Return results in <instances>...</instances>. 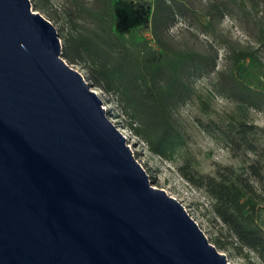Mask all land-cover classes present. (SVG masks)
<instances>
[{
  "label": "water",
  "instance_id": "1",
  "mask_svg": "<svg viewBox=\"0 0 264 264\" xmlns=\"http://www.w3.org/2000/svg\"><path fill=\"white\" fill-rule=\"evenodd\" d=\"M61 48L30 0H0V264H228Z\"/></svg>",
  "mask_w": 264,
  "mask_h": 264
},
{
  "label": "trees",
  "instance_id": "2",
  "mask_svg": "<svg viewBox=\"0 0 264 264\" xmlns=\"http://www.w3.org/2000/svg\"><path fill=\"white\" fill-rule=\"evenodd\" d=\"M119 0H64L63 24L58 36L61 57L80 65L94 90L111 95L127 120L125 126L139 137L148 150L176 165L179 175L203 192L214 215L233 238L235 248L247 250L264 264V147L256 146L261 131L243 113L228 114L221 124H200L204 130H219L225 145L236 151L253 153L242 170L218 167L202 174L181 155L186 139L176 113L191 96L188 78L215 69V60L203 53L175 47L165 33L174 17L182 16L184 0H122L132 7L149 5L150 37L137 24L120 31L115 3ZM228 0H209L203 13L207 25L219 23L229 14ZM51 22L54 17L38 5ZM257 48H241L230 54L231 65L217 71L218 91L246 108L264 112V89L255 82L264 78V18L256 21ZM164 32V34H162ZM264 132V131H263ZM221 249L226 247L214 239Z\"/></svg>",
  "mask_w": 264,
  "mask_h": 264
},
{
  "label": "rangeland",
  "instance_id": "3",
  "mask_svg": "<svg viewBox=\"0 0 264 264\" xmlns=\"http://www.w3.org/2000/svg\"><path fill=\"white\" fill-rule=\"evenodd\" d=\"M36 0H30L34 12H39L48 19L47 13L34 6ZM209 0H184L186 8L182 16L174 17L165 36L175 47L203 53L215 60L213 72L192 74L188 78L191 96L176 113L177 121L186 139V146L181 155L186 156L193 168L202 174H213L218 167L232 166L242 170L252 159L253 153L244 154L236 151L235 156L225 145L219 130L200 124L214 121L221 124L228 114L243 113L245 119L261 131L257 135L256 146L264 147V112L246 108L240 102L229 99L218 91L216 72L230 68V54L241 48H257L255 41L256 21L264 18V0H228V10L232 16L225 14L217 25H207L203 17ZM38 5L49 12L57 32L63 24L62 11L64 0H38ZM116 23L120 31L130 24H137L143 34L150 37L149 5L146 3L132 7L128 2L119 0L115 3ZM164 34V32H162ZM264 62V52H259ZM71 68L77 70L89 83L85 70L76 63L64 60ZM255 82L264 89L263 76L256 73ZM90 84V83H89ZM103 102L107 116L125 136L135 159L149 176L153 187L163 189L168 195L177 199L190 217L198 224L208 241L223 253L228 264H257L254 253L234 246V240L220 220L214 215L209 200L200 190L189 184L176 170V165L152 154L146 144L125 126L126 119L113 101L111 95L95 90ZM264 213V202L262 203ZM217 239L226 249L215 244Z\"/></svg>",
  "mask_w": 264,
  "mask_h": 264
},
{
  "label": "bare ground",
  "instance_id": "4",
  "mask_svg": "<svg viewBox=\"0 0 264 264\" xmlns=\"http://www.w3.org/2000/svg\"><path fill=\"white\" fill-rule=\"evenodd\" d=\"M119 131H121V130H119ZM122 132V131H121Z\"/></svg>",
  "mask_w": 264,
  "mask_h": 264
}]
</instances>
